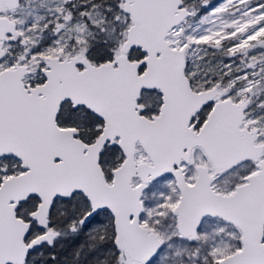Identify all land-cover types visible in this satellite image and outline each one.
<instances>
[{"label":"snow or ice","instance_id":"6c2138e0","mask_svg":"<svg viewBox=\"0 0 264 264\" xmlns=\"http://www.w3.org/2000/svg\"><path fill=\"white\" fill-rule=\"evenodd\" d=\"M0 264H264V0H0Z\"/></svg>","mask_w":264,"mask_h":264}]
</instances>
